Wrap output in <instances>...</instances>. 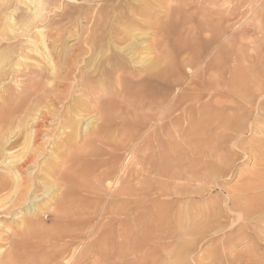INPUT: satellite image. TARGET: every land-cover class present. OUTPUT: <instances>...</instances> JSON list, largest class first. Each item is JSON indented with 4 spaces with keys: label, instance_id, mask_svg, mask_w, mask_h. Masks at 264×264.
<instances>
[{
    "label": "rangeland",
    "instance_id": "rangeland-1",
    "mask_svg": "<svg viewBox=\"0 0 264 264\" xmlns=\"http://www.w3.org/2000/svg\"><path fill=\"white\" fill-rule=\"evenodd\" d=\"M203 1L195 0L190 3L193 5V10L196 11L197 16H195V19L200 22H195L196 26L194 22L189 21L181 25L180 22L174 20L177 24V36L182 41H186L188 45L194 44L193 31H185L187 34L184 35L180 33L178 27L180 28L181 25L184 30L188 27L192 29V26L196 28L201 24L202 27H206L207 24L210 25L211 18L221 17L224 14L223 7H226L228 9L226 11L228 20L221 25L222 28L226 29V32L220 41L203 48L204 52L200 54H197L198 51L194 50V47L191 48V45L190 47L187 45L188 49L185 48L179 55L183 57L176 55L173 58L172 53L167 52L168 56L172 57L169 59V63L171 62L169 66H176L174 69L173 66H170L174 70V77L179 74L178 72H180V77L178 75V79L177 77L174 79L171 75L172 70L169 68L170 71L166 73L165 78L167 75L168 77L162 83L164 87L153 83L155 91H147L146 85L142 84L140 79L135 78L132 81L133 84L131 82V85H122V88L114 85L113 88L116 87L114 88L116 92L113 90L99 92L101 95L104 94L103 98L107 94L106 99L97 98L95 100L97 103H106V101L102 102L104 100H107L108 104L111 103L106 104V106H103L105 104H98L99 109L102 106V110L105 108L106 111L107 109L111 110L113 112L111 114H117L113 116L117 117L115 123H113L114 118L111 121L108 120L109 123L108 121L102 122L100 119L101 124L99 120L96 121L95 127L97 125V128L94 127L89 136L87 134V136L83 135V142L80 140V145L79 143L77 145L74 156L80 155L77 157L78 159H75L76 156L74 157L71 154L67 157L69 159L62 160L63 166L58 167V172L63 171L65 173V170L71 168V164H73V171L78 173V175H75L76 172L74 173L70 169L69 172H67L68 169L66 170L67 175L70 177L67 179L69 183L64 179L65 182L62 183L63 180H61V188L59 187L56 190L62 192L60 195L63 196V199L66 198L64 201H62V196L60 202L51 200L49 207L45 209L47 211L43 210L37 215L23 213L25 209L23 206L19 217H16L17 213L16 215L10 213L8 216L3 215L0 217V246L4 249V252L6 251L4 253V259L6 260L2 264H158L161 259L163 260L166 257L165 252L168 251L167 248H171V242L174 243L180 240L176 236V227L172 226L175 221L173 219L175 211L179 207H186L188 214L194 208H201L207 204V207H210V210H213L215 214L209 221L210 229L206 228L203 233L207 236L195 244L194 258L196 259L202 250L207 251L216 246L224 237L222 232L216 231L217 234H215V229L211 228L217 218L227 221L223 231L231 226L236 215V212L230 209V207L232 208L230 202L232 196L238 198L241 196L249 197L258 193L255 195L264 197V159H262L264 154L260 156L256 149L245 153L244 146L247 148L245 143L251 140L252 137L250 130L242 132L237 140L238 136L232 135L231 129L227 128L230 127L227 125L229 116V121H231V116L236 118L237 115L245 111L244 108L243 110L242 108L238 110L237 107L233 109L234 104L237 106V103L244 101L245 90L243 88V90H240L241 88L238 87L233 89L234 83L232 84L231 81H234V79L231 78H236L237 68L242 67V71H244L246 68L244 66H247L245 70L250 67L248 69L249 72L251 71L250 73H254L255 68H257V71L262 69L261 63L264 62V59H261L260 56L262 57L264 53V39L262 38L263 34H261L263 33L262 27H259V24L264 26L262 16V13H264V9H262L264 0ZM132 2L133 0H79L78 3H72L70 0H40L38 5L39 15L27 19L30 11L27 10L24 3H20V0H0V53L10 52V58L6 62L7 65L3 67L4 72L6 71L5 73L10 74V76L0 86V117L5 114L8 116L13 115L12 119L15 120V127L17 119L23 116L22 111L25 108L34 107L36 104L42 106L46 101L50 104V107L62 112L65 111L63 109L67 104L63 103L64 106H61L60 103L69 99V96H67L69 88L65 90L64 85L67 83V86H69L71 79L69 80L61 75L52 77L51 70L48 68L50 64L37 52L40 47L42 48L41 38L36 31L39 27L43 28L42 32L45 33L48 47L55 60L59 59L60 62H64L67 59V46L77 41V36L81 35L82 26L86 24L87 20L91 21L90 26L95 20H98L97 14L94 15L95 17L90 18L94 10L100 9L110 17L111 12L118 10L117 8L123 10L127 8L126 4ZM176 2L179 5L178 0L173 5H176ZM14 7L17 9H14ZM95 7L96 9H94ZM10 13L14 14L13 18H15L17 24L13 25L9 22L8 15ZM259 13H261L260 16ZM124 18L130 17L128 15ZM107 19L99 22L108 26L103 28V34H107L109 31L113 33ZM22 22H26V24L24 25ZM205 23L207 24L205 25ZM97 28L95 26V29ZM205 30L200 34V37L205 38L209 34ZM98 33H100V30H97ZM97 34L93 33V35ZM185 51L189 53L187 54ZM76 53L79 62L76 60L71 61V68L75 70L74 73L79 72V68L76 69V67H80V70H82L86 66L85 60L82 59L89 57L90 51L87 52L86 49L78 48ZM221 54L223 55L221 56ZM174 61L176 64H173ZM219 61L222 63L219 64L220 71H218L219 69L215 70V68H218ZM256 62L260 63L256 64ZM209 64L214 65L210 68L212 65ZM61 65L58 64L59 73L63 71V74H65V68L63 65L60 68ZM251 65L254 67L253 69ZM251 69L254 71L252 72ZM176 70H178V74ZM214 70L215 74L212 73ZM248 71L244 73L247 74ZM249 72L248 75L252 76L253 80L256 81L257 78L261 80L262 73L259 75L256 72L253 75ZM210 75L213 77L211 78ZM254 76L257 78L254 79ZM169 77H172L171 81H169ZM209 78L214 82L210 85H215L212 86V89L206 88ZM214 78L217 80H214ZM14 80H17L18 83H14ZM253 80L250 82V89L252 90H254L252 85L254 86L256 83ZM229 83L232 84L233 91L230 90ZM257 83L255 86H257ZM158 87L167 89L163 90L165 92L161 103L162 109H155L159 104L158 102L155 103L159 101L156 93ZM94 88H90L91 90L89 89L84 93L81 90H74L75 92L72 91V93L73 96H81L80 98L83 101L88 99L89 102L91 95L89 93L98 91L97 87ZM120 89L125 90V92ZM237 89L240 90L239 92L243 91V96L240 95L241 93H237ZM82 95H84L83 98ZM108 96L111 98L109 99ZM150 97L153 98V101ZM149 98L150 100H148ZM140 102L142 103L140 104ZM228 105L230 106L228 107ZM259 105V103L249 105L251 113L256 115L257 111L259 112L257 110ZM159 110L163 112L161 119H157L155 116L159 115ZM104 112L102 111V114H100L103 118L105 117ZM105 113L107 118H112V115H108V111ZM148 116L155 118V120H150L151 124L149 126L147 124ZM138 118L141 120L139 121ZM143 118V122H146L147 125H145L146 128L141 126ZM128 119L130 121H127ZM131 120L136 123V127H134L135 123ZM262 121L264 122V119ZM119 122L121 125H118ZM131 122L134 124H131ZM159 123H162V128L156 130V124ZM262 123L259 125H262ZM125 126L126 128L132 127L133 137H127L126 134L132 135V132L130 128L123 130ZM49 127L53 128L50 125ZM103 127L106 130H100ZM116 127H119V129L122 127L123 129L116 130ZM261 127H264V123ZM95 130H97L98 135L103 134L105 139L101 135V138L95 139L98 136ZM109 130H112L111 134L108 133ZM105 131L106 133H104ZM113 131L116 133L112 135ZM156 135L158 136L157 139ZM107 137L108 140L111 138L112 141L106 140ZM125 137H127V141L124 139ZM57 139L58 135L56 133L41 159L42 165L45 166L46 164L48 166L47 163L53 160L54 157L51 158L53 150L57 155L60 152V149L55 148V146L57 147ZM92 140L95 142L92 143ZM105 141L110 143L107 145ZM90 142L92 145L88 146ZM81 145L89 147L87 149L85 147L86 152L83 151L84 147H81ZM79 147L82 150H78ZM8 148L11 149L8 152L12 153L21 151L23 148L22 140L12 143ZM92 149H94L92 154L98 152L96 153L97 156L94 154V157L89 153ZM252 154L257 155L259 159L257 158L254 161V157L250 156ZM58 158L55 157L54 160ZM73 159L78 160V162ZM68 160L69 162L71 160V164L68 162L67 165ZM88 164L90 165L88 166ZM17 170L18 168L14 163L6 164V162H2L0 164V176L11 178ZM22 172V176H28L26 172ZM108 173L110 176H108ZM74 176H77L76 180L81 182V184L79 183L80 186L75 182L77 191L73 194L77 198H73L71 193L68 194L69 196L64 194L65 190H69L70 182L72 177L74 180ZM63 185H66L65 188L67 187V189ZM37 193H40V191ZM0 197L5 198V195ZM39 198L38 204L43 207L46 197L39 196ZM29 218L30 220L33 218L34 222H32L33 220L32 223L30 220L28 221ZM262 220L256 214L253 218L250 217L245 220V230L249 234V237L245 240H235L234 238L237 237L225 240L227 247L230 246V241L234 242L235 246H233L231 252L232 260L228 262L224 259L223 264H233V262L235 264H256L253 260H256L257 254L261 259L260 264H264V220ZM27 223L31 225H27ZM208 233L214 235H208ZM236 235L240 236V233ZM208 237L213 240L207 239ZM69 241L73 245H70ZM10 252L13 254V258L10 257L11 254L8 255ZM8 258L12 260L7 261ZM188 264H194V262L189 260Z\"/></svg>",
    "mask_w": 264,
    "mask_h": 264
},
{
    "label": "bare ground",
    "instance_id": "bare-ground-1",
    "mask_svg": "<svg viewBox=\"0 0 264 264\" xmlns=\"http://www.w3.org/2000/svg\"><path fill=\"white\" fill-rule=\"evenodd\" d=\"M78 1L79 0H70V2H72V3H78ZM175 1L176 0H133L132 3L125 5L127 8H125L123 10H120V8H117L118 10L111 12L110 17L107 16L106 12L100 11V9H98L97 11L94 10V12L91 13L90 18L95 17L94 15L97 14L98 20H95L92 23V26H90L91 21L87 20L86 24L82 26V29L80 32V34L82 36L81 35L77 36L78 37L77 41L75 43H72V44L67 46V54H66L67 59L64 60V62H60L59 59L55 60L54 56L51 53L50 48L48 47V42L44 36L45 33L43 34V32H42L43 28L39 27L36 30L39 33V36L41 38L40 42H41V46H42V48L40 47V50H38L37 52L45 59V61H47L50 64V66L48 68H49V70H51L52 77H58L61 75L64 78H67L69 80L71 79V83L69 86H67V83L64 85L65 90H67V88H69V91L67 92V96H69V99L60 103L61 106L63 105V103L67 104L64 107L65 109H63V110H65L64 112H62L61 110H56L53 107H50L49 106L50 104H48L47 101L42 106L39 104H36V106L31 107V108L30 107H27V108L24 107L25 108L24 110L20 108L21 110H23L22 111L23 116L19 117L17 119V121H16L17 124L15 123L16 124L15 127H14L15 120L12 119L13 115L8 116L5 114V115H2L0 117V164L2 162L3 163L6 162V164L14 163L16 165V167L18 168L17 172L14 173V174H16V173L17 174L16 175L13 174V176H11V178L10 177L6 178L5 176H0V196L5 195V198L0 197V217L3 215L8 216V214H10V213H11V215H16V213H17L16 217H19L23 206L25 208L23 210L24 211L23 213H27V214L28 213L29 214L34 213L35 215H37V213L39 214L40 212L45 210L47 207H49L51 200L54 202H57V201L60 202L59 200L62 196V195H60V193L62 194V192H57L56 190H58V188L61 186V183H60V182H62L61 180L64 179L67 181V179L70 178L67 175V172H69V169L72 171L74 169V168L72 169V166H74V165L70 163L71 160H70V162L68 160L67 165L69 162V164L72 165L71 168H69V169L67 168L68 170L66 169L67 172L65 170V173L63 171L58 172V169H59L58 167L60 165L63 166L62 160L69 159L67 157L71 154H73V156H74V152H76L75 150L78 147L77 146L78 143L80 145L79 141L82 140V142H83V139H82L83 135L87 134L89 136V134L92 132V130H94L96 121H98L100 119L102 122L103 121L105 122L108 120L111 121L114 118L113 123H115V120H116L115 118H117V117H113L117 114H114V115L111 114V113H113V112H111V110L107 109L108 115L109 114H110V116L112 115V118L109 119L106 117L107 115H105L106 114L105 112H107L106 109L104 108L105 112H104V109L102 110V108H103L102 106H101V109H99L100 107L98 106V104H100V105L105 104L103 106H106V104H108L107 100L102 101V102L106 101V103H101V102L97 103L95 101V100H97V98L104 96V94L101 95L99 92H102V91L108 92V90L115 91L114 88H116V87L113 88L114 85H117L118 88L121 87L122 85H131V82L135 78H138V80L140 79L141 83L146 85L147 91H153L155 89L153 86V83H155V84L157 83V84L161 85V87H164V86H162V83H163V80L167 79V77H168V75H167V77L165 78L166 73H168L170 71V69L172 70V68L173 69L176 68L175 65H172L173 67L170 65L172 67V68H170L169 64L171 62L169 63V61H170L169 59L172 57L168 56L167 52H170L169 54L172 53L173 58H174V57H176V55L179 56L185 48H186V50L188 49L187 48L188 43L186 41H182L180 39V37L178 38V36H177V24L174 22V20L176 22H180L181 25H184L185 23H187L189 21L194 22L195 26H196L195 22L200 23L199 21L197 22V20L195 19V16H197L196 11L193 10V5L190 4V3H193V1H195V0H178L179 5H177V2H176V5H173ZM208 2H209V0H208ZM20 3H24L26 5L27 10L30 11V15L27 17V19H29L31 16L36 17L39 15L40 10H39L38 5L40 4V0H20ZM15 8L16 7H14V9ZM223 8H224V10H223L224 14H222L221 17L216 18V19H212V18H211V20L209 19L211 21L210 25L205 23V25L206 24L208 25V26L206 25V27H202V24H201V26L197 25L198 27H196V28H194L192 26V29H190L188 27L184 30V27H181V25L178 23V25H180V28L178 27V30H180L181 34L185 35L186 32H188V31L192 32L193 31L192 35L195 36V38H194L195 42H194V44H192V45L189 44L188 46L190 47V45H191V48L194 47L193 49L194 50L196 49V51H198V52H196L197 54L204 52L203 48L219 42L221 37L226 32V29L222 28L221 25L223 23L227 22V20H228V15L226 13V11H228V9L226 7H223ZM94 9H96V7ZM262 9H264V7ZM199 11H200V9H199ZM260 14L261 13H259V16H260ZM13 15H14L13 13H10L8 15V19H9L10 23L15 25V24H17V22H15V18H13ZM128 15L130 18H124L123 19V17H125V16L128 17ZM198 15H199V13H198ZM262 16L264 18V13H262ZM102 18L104 20L109 18V19H107L108 23H109L108 25H109V27H111L113 33H110V31H109L107 34H103V32H102L103 28L108 27V26H106V24L104 25V23H99L100 20H103ZM180 19H181V21H180ZM209 20H208V23H209ZM255 20H256V18H255ZM25 21H27V20H25ZM96 21H97V23H96ZM22 23L24 25L26 24V22H22ZM257 24H259V23H257ZM259 25H260L259 27H262V29L261 28L260 29L263 32L261 34H263L262 38L264 39V28H263L264 26H263V24L262 25L259 24ZM95 26H97L98 28L95 29ZM203 26H204V23H203ZM21 30H23V29H21ZM97 30H100V33L97 34ZM203 30L209 32V34H207L205 36V38L200 37L201 36L200 34L203 32ZM94 31H96V32H94ZM90 32H92V33L89 34ZM93 33H96L97 35H93ZM78 48L79 49H86L87 52L90 51V54H89V57L82 59V60H85L86 66L82 70H80V67H76V69L79 68L80 73L79 72L74 73L75 70L73 68H71V61L76 60L79 62V60L77 59L78 54L76 53V50ZM194 50H193V52L195 53ZM193 52H192V54H193ZM8 53H4V52L0 53V86L3 85V83H5V79L8 76H10V74H6L5 73L6 71L4 72V70H3V67H5L7 65V63H6L7 59L10 58L9 57L10 52H8ZM74 53H76V54H74ZM158 53H160V54H158ZM186 53L188 54L189 52H186ZM222 55L223 54H221V56ZM179 57H183V56H179ZM262 57H264V53H263ZM262 57L260 56L261 59H264ZM62 58H63V56H62ZM177 60H178V58H177ZM220 63H221V61H219V63H218V68L214 67L215 70L219 69L218 71H220V68H219ZM259 63L256 62V64H259ZM58 64H60V65L62 64L64 66L65 74H63V71L59 73ZM173 64H176L175 61L173 62ZM261 64H262L261 65L262 66L261 71L259 70L260 66L258 67L259 71H257V68H255L256 71H254V70H252L254 67H252V65H251L252 72L253 71H254V73L258 72L259 75H260V73H262L261 74L262 75L261 80H260V78H257L256 76H254L255 77L254 79L257 78L258 83H257V80L256 81L253 80L251 78L252 76L248 75V72H249L248 69L250 67H248V69L245 70L247 68V66H244V68L246 67L244 69V71H242L243 70L242 67L237 68L238 70L236 71V78H234V77L231 78V79H234V81H231L232 84L234 83L233 89H236L238 87V88H241L240 90L244 89L245 91H244V101L242 103H239L240 105L237 103V106H235L236 104H234L233 109H236L235 107H237L238 110L241 108L243 110V108H244L245 111L242 114L237 115L238 117L236 116V118H235V116L234 117L231 116V118H232L231 121H229L230 116L227 119V125L230 126L227 128H229V130L231 129L230 131H232V135L235 134L236 136H238L237 140L240 138L242 132H246L249 130L251 131V133H250L252 135L251 140H249L245 143V145L247 144V148L244 146V150L246 151L245 153L256 149V151H258V153H260V156L264 154V127H261L264 123L262 121L264 119V62L262 61ZM62 65L60 66V68L63 67ZM211 65H210L211 66L210 68H212L214 64H211ZM215 70L212 73L215 74ZM177 71L178 70H176V73H177ZM245 71H248L247 74H245L246 73ZM250 72H249V74L254 75V73H250ZM173 73H174V70H172V72H171V75L174 77L175 75H173ZM178 73L177 74L180 77V72H178ZM214 74H213V76H214ZM211 75H210V77L212 78L213 76H211ZM233 75H235V74H233ZM176 77H174V79ZM170 79L172 80V77L171 78L169 77V81H171ZM177 79H178V77H177ZM215 79L216 78H214V80ZM252 80H253V82L255 81L257 83V86H255V84H256L255 82H254L255 83L254 86L252 85V87H254V90L250 89L251 88L250 82ZM259 80H260V82H259ZM209 82H207L206 88L212 89V86H215V85L214 84L210 85L213 82L210 78H209ZM14 83L17 84L18 83L17 80H14ZM164 83H165V81H164ZM132 84H133V82H132ZM232 84H230V86H229L230 90L232 89V87H231ZM138 85H140V84L138 83ZM94 87L95 88L97 87L98 91L97 92L94 91L95 93H93V92L89 93V94H91L89 102L87 101L88 100L87 98H85V99H87L86 101H83L80 98L81 96L80 97L73 96L72 91H74V90L75 91L81 90V92L84 93L87 90H89L90 88H94ZM161 87L156 88V93L158 94L157 98H159V101H156V102L154 101V102L155 103L158 102L159 104H157L158 106L153 105V106H157V107H155V109H157V108L162 109L163 108V107L161 108L162 98H163V96H164L163 94L165 92V91L163 92V90H167V89H162ZM233 89H232V91H233ZM240 90H238L237 93H239V94L241 93L240 95L243 96V93H242L243 91L239 92ZM121 91L125 92V90H123V89ZM117 92H119V90H117ZM53 93H54V91H53ZM63 93H61V94H63ZM109 93H112V92H109ZM74 94H76V93H74ZM106 94L104 97L105 99H106ZM195 94H197V93H195ZM165 95H166V93H165ZM135 96H137V95H135ZM83 97H84V95H82V98ZM111 97H112V94H111ZM111 97H109V99ZM150 98H152V97H150ZM150 98L148 100H150ZM111 100H113V99H111ZM151 101H153V98L151 99ZM91 103H93V104H91ZM141 103L142 102H140V104ZM252 103H254V104L259 103L260 104L257 108V110H259V112L257 111L256 115L251 113V109H250L251 107L249 105H252ZM109 104H111V103L109 102ZM225 106H227V104H225ZM229 106L230 105H228V107ZM110 107L113 108L112 106H110ZM151 107H149V108H151ZM111 108H109V109H111ZM100 110H102L104 112L103 115L106 118L105 117L103 118V116L100 115V114H102V111H100ZM112 111H113V109H112ZM158 112L157 113L159 115L158 116L155 115V116L157 119H161L163 112H162V110H159ZM139 118H140V116H139ZM144 118L141 121V126L146 125L145 124L146 122H143ZM149 118L148 119L146 118L147 121L149 122V123L147 122L148 126H149V124H151L150 123L151 119L155 120L154 117H152L150 119ZM100 120H99V122H100ZM120 120H118V121H120ZM140 120L141 119H139V121ZM109 121H108V123H109ZM127 121H130V120L128 119ZM131 121H133V120H131ZM102 122H100V124ZM133 122H131V124L135 123V122L134 123ZM124 123H127V122L125 121ZM124 123H122V124H124ZM260 123H262V125H259ZM119 124H120V122L118 123V125ZM161 124L160 123L156 124V127H157L156 130H159L162 128ZM49 125L53 126V128L49 127ZM103 125H105V124L103 123ZM111 125H112V122H111ZM114 125L116 126L117 124H114ZM134 125H135L134 127H136V123ZM146 126H145V128H146ZM46 127H48V128H46ZM49 128H51V130H53V131L49 130ZM95 128H97V125ZM107 128L109 129V127H107ZM127 128H130V130L132 129L131 126L127 127ZM127 128L125 126V129H123V128L122 129L126 130ZM117 129H119V127L118 128L116 127V130ZM138 129H139V127H138ZM100 130L104 131L106 129H105V127H103ZM132 130H131V132H132ZM143 130H144V128H143ZM147 130H148V128L146 129V131ZM48 131H50V132H48ZM96 131L97 130H95V133H97V135H98V132H96ZM98 131H99V129H98ZM111 131L112 130H109L108 133H110ZM141 132H142V129H141ZM56 133L58 135V139L56 141L57 147L55 146V148L60 149V152H58V155H57L55 153V151L53 150L52 151L53 153L51 154V158L54 157L53 160H50L47 163L48 166L46 164L44 166L41 164L42 163L41 159L44 157L43 155H45V150H46L47 146L50 144V142L53 141L52 140L53 136ZM104 133H106V131ZM113 133L115 134L116 132L113 131L112 135H113ZM157 133H159V132L157 131ZM100 135H98L95 139L101 138ZM126 135H128L127 137H129V136L133 137V132H132V135L131 134L130 135L126 134ZM256 135H259V136H256ZM101 136H103V134ZM55 137H57V136H55ZM127 137L124 138L126 141L128 140ZM157 138H158V136L156 135V139ZM104 139H105V137H104ZM19 140H22V143H23L22 150L19 152H15V153L8 152L11 150L10 149L11 147L8 148V146L11 145L12 143L19 142ZM106 140H108V137ZM84 141H86V140L84 139ZM108 141H112L111 138H109ZM91 142L89 143V145L88 144H86V145L90 146V144L92 145V143H94L95 141H93L92 143ZM101 142H102V140H101ZM103 143H104V141H103ZM108 143H110V142H108ZM108 143H107V141H105V144L108 145ZM81 147H84L83 151H85L84 149L86 146L81 145ZM87 148H89V147H86V149ZM80 149L82 150V148L79 147L78 150H80ZM93 150L94 149H92L89 153L92 154ZM96 153H98V152L96 151ZM96 153H94V154H96ZM80 154H81V152H80ZM94 154H92V155L94 156ZM213 155H214V153H213ZM75 156L74 157L76 159L80 155L77 154ZM95 156H97V154ZM250 156L254 157V161H256L257 158L259 159V157L257 155L255 156L252 154ZM55 157H57V158L59 157L58 159H56L57 161L54 160ZM74 157H72V158H74ZM90 157H92V156H90ZM262 159H264V157ZM74 161L78 162V160H74ZM65 165H66V162H65ZM89 165L90 164H88V166ZM69 167H70V165H69ZM64 168H66V167L64 166ZM22 171L26 172L28 174V176H22V173H23ZM72 171H70V172H72ZM263 171H264V167H263ZM61 172H63L62 175H60ZM76 173H75V175H78V173L77 174ZM70 176H72V175H70ZM108 176H110V174ZM76 177L77 176H74V180L77 179ZM204 177H206V176H204ZM64 180L62 183L65 182ZM74 180L72 177V181L70 182L69 190H65V189H67V187L65 188L66 185H63L65 188V189H62V190H65L64 194L68 195L71 193V195H72L74 192L77 191L76 190L77 187H75L77 185H75V182L77 184H79V183L81 184V182H79L77 180L74 181ZM67 182L69 183V180ZM80 184H79V186H80ZM258 188L260 189V187H258ZM263 188H264V185H263ZM79 189H80V187H79ZM38 191H40V193H37ZM56 192L59 194H57ZM78 192H79V190H78ZM255 194H258V193H255ZM67 195H65V196H67ZM74 195L75 194L72 195L73 198H77ZM89 195H92V194H89ZM254 195L249 196V197L248 196L247 197L241 196L239 198L236 196H232L233 198L230 197L231 198L230 202L232 205V208L230 207V209H233V211L236 212L235 218H233L231 226L228 229H226L227 232L223 231L225 225L227 224V221H224L220 218H217L213 223L214 226H211V228L215 229V234H217L216 231H219L220 233L222 232L224 234V237H222V240L220 241V243H217L216 246H213L212 248L208 249L207 251L202 250L196 259L194 258L195 257L194 253L196 252L195 251L196 250L195 244H196V242H200L203 238H205L207 236V235H203V233L205 232L206 228L210 229L209 221H211V219H212V217H214L215 213L213 210H210V207L209 208L207 207V204L201 208H194L188 214H187L188 209L186 207H184V208L179 207L175 211V217L173 218L175 221L172 224V226L176 227V229H177L175 231L176 236H177V239L180 238V240L178 242L175 241L174 243L171 242V244L169 242L171 248H169V249L167 248L168 251L166 250L167 252H165L166 257L163 260L161 259L160 263H158V264H188L189 260L193 261L194 264H223L224 259H226L228 262L230 260H232L231 259L232 258L231 252L233 251V246H235V243L230 241V246L227 247L225 240L229 239V238L232 239L234 237H237V238H234L235 240H238V239L239 240H241V239L245 240L246 238H248L249 234L245 230V227H246L245 220L249 219L250 217L253 218L255 216V214L264 220V197H260L258 195H257L258 196L257 197L256 195L255 196ZM261 195H263V194H261ZM39 196H42V197L45 196L46 197L44 200L45 204L43 203V207H40L41 205L38 204L39 203L38 201L40 200ZM97 197H99V196H97ZM62 199H63V196H62ZM65 199H63L62 201H64ZM95 200H97V199H95ZM132 204H133V202H132ZM137 204H138V202H137ZM45 211H47V210H45ZM29 220H30V218L28 219V221ZM32 220H33V218H32ZM32 220H30V222ZM32 222H34V220ZM23 223H24V221H23ZM29 224L27 223V225H29ZM19 225H20V223H19ZM14 226H16V225H14ZM237 233H240V236L236 235ZM171 235H172V232H171ZM208 235H214V234L208 233ZM207 239H211V238L208 237ZM211 240H213V239H211ZM70 241H72V240H70ZM70 241L68 243H70V245L71 244L73 245V243ZM73 241H74V239H73ZM136 243H138V242H136ZM67 245H69V244H67ZM0 248H1L0 249V264H2L6 260V259H4L5 258L4 253L6 251L4 252V249L1 246H0ZM5 250H6V248H5ZM9 254H11V252L8 253V255ZM12 255L13 254H11V256H10L11 258H13ZM236 257L238 258V256H236ZM9 258L7 259V261L12 260ZM255 258H256V260L255 259L253 260V261H255L254 263L260 264L261 259L259 258V254H257V257H255ZM159 259H160V257H159ZM238 260H239V258H238ZM233 264H235V262H233Z\"/></svg>",
    "mask_w": 264,
    "mask_h": 264
}]
</instances>
